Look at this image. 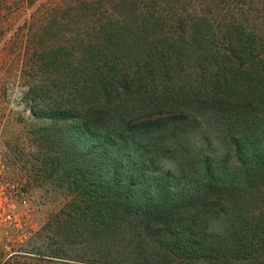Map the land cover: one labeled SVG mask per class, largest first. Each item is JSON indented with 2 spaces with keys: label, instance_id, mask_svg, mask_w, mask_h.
Returning <instances> with one entry per match:
<instances>
[{
  "label": "trees",
  "instance_id": "trees-1",
  "mask_svg": "<svg viewBox=\"0 0 264 264\" xmlns=\"http://www.w3.org/2000/svg\"><path fill=\"white\" fill-rule=\"evenodd\" d=\"M21 2L49 257L264 264V0Z\"/></svg>",
  "mask_w": 264,
  "mask_h": 264
},
{
  "label": "rangeland",
  "instance_id": "rangeland-1",
  "mask_svg": "<svg viewBox=\"0 0 264 264\" xmlns=\"http://www.w3.org/2000/svg\"><path fill=\"white\" fill-rule=\"evenodd\" d=\"M30 11L21 0H0V137L15 177L31 191L35 221L40 229L19 254L0 264H67L49 257L60 250L73 255L79 248L74 245L65 249L50 233V221L68 198L63 189L39 178L41 166L37 162L42 154L33 143L38 126L31 117L34 105L28 91L43 78L34 69L31 58L24 54L30 37L19 28ZM216 225L220 228V221Z\"/></svg>",
  "mask_w": 264,
  "mask_h": 264
},
{
  "label": "built area",
  "instance_id": "built-area-1",
  "mask_svg": "<svg viewBox=\"0 0 264 264\" xmlns=\"http://www.w3.org/2000/svg\"><path fill=\"white\" fill-rule=\"evenodd\" d=\"M30 189L17 180L0 137V262L19 254L40 229Z\"/></svg>",
  "mask_w": 264,
  "mask_h": 264
}]
</instances>
